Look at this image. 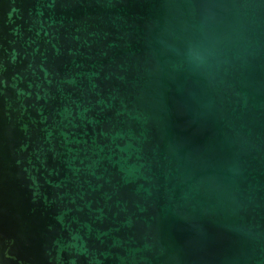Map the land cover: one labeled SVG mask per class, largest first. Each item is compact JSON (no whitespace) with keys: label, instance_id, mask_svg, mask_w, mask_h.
I'll list each match as a JSON object with an SVG mask.
<instances>
[{"label":"water","instance_id":"obj_1","mask_svg":"<svg viewBox=\"0 0 264 264\" xmlns=\"http://www.w3.org/2000/svg\"><path fill=\"white\" fill-rule=\"evenodd\" d=\"M0 264H264V0H0Z\"/></svg>","mask_w":264,"mask_h":264}]
</instances>
